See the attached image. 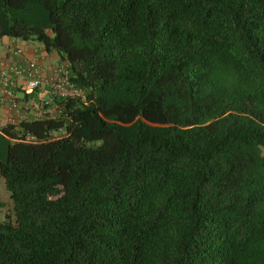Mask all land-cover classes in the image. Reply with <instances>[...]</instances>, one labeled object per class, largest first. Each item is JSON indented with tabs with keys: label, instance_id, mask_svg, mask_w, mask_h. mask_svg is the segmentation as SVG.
<instances>
[{
	"label": "trees",
	"instance_id": "1",
	"mask_svg": "<svg viewBox=\"0 0 264 264\" xmlns=\"http://www.w3.org/2000/svg\"><path fill=\"white\" fill-rule=\"evenodd\" d=\"M5 37L86 104L0 129V264H264V0H0Z\"/></svg>",
	"mask_w": 264,
	"mask_h": 264
},
{
	"label": "built area",
	"instance_id": "2",
	"mask_svg": "<svg viewBox=\"0 0 264 264\" xmlns=\"http://www.w3.org/2000/svg\"><path fill=\"white\" fill-rule=\"evenodd\" d=\"M71 101L86 104L85 92L72 82L68 63L52 58L43 46L27 52L12 43L0 56V110L7 113L8 124L62 119ZM23 142L41 143L32 136Z\"/></svg>",
	"mask_w": 264,
	"mask_h": 264
},
{
	"label": "rangeland",
	"instance_id": "3",
	"mask_svg": "<svg viewBox=\"0 0 264 264\" xmlns=\"http://www.w3.org/2000/svg\"><path fill=\"white\" fill-rule=\"evenodd\" d=\"M33 44L38 45L37 42H33ZM0 121H1L0 129L8 124L6 118L3 119L1 118ZM0 203L4 204V207L0 208V221H4L7 219L8 216H13L14 204L10 197V193L7 190L6 180L1 175H0Z\"/></svg>",
	"mask_w": 264,
	"mask_h": 264
},
{
	"label": "crops",
	"instance_id": "4",
	"mask_svg": "<svg viewBox=\"0 0 264 264\" xmlns=\"http://www.w3.org/2000/svg\"><path fill=\"white\" fill-rule=\"evenodd\" d=\"M19 44L23 47L26 48L27 52H31L32 49L36 48V47H41L42 45L38 43V45L33 44V42H23L21 40H16V39H10V38H3L0 41V56L4 55L7 52V48L10 44ZM51 55L52 58L57 59L59 58L58 55L56 53H49ZM0 119L2 118H7V113L4 110L0 111ZM1 122V121H0Z\"/></svg>",
	"mask_w": 264,
	"mask_h": 264
}]
</instances>
